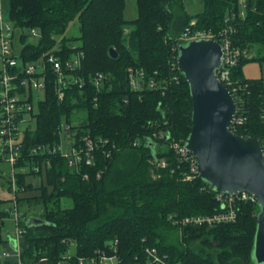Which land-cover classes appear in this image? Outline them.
<instances>
[{"label":"trees","instance_id":"trees-1","mask_svg":"<svg viewBox=\"0 0 264 264\" xmlns=\"http://www.w3.org/2000/svg\"><path fill=\"white\" fill-rule=\"evenodd\" d=\"M2 1L5 18L16 30L21 63L34 61L57 43L64 50L60 55L67 57L70 47L76 46L84 54L76 74L86 79L82 90H67L61 101L47 79L36 127L25 133L17 166L30 167L35 161L40 171L16 172V183L24 190L17 198L24 219L22 259L37 262L44 255L46 261L38 264H57L68 250L67 241L75 243V257L91 256L117 241V254L126 262L145 264V250L155 249L167 264H250L257 204L236 201L234 222L176 223L185 217L211 216L223 208L216 192L199 176L184 179L188 164L180 162L170 144L185 141L192 120L189 84L177 67V46L182 43L178 38L189 28V35L200 32L218 40L229 24L234 47L246 52L257 48V56L240 58L231 71L241 88L234 98L236 118L242 122H236L233 131L257 138L264 146L262 84L242 74L248 60H264V0H243V8L239 0H201L203 10L194 15L182 0H135L133 20L124 19V0ZM74 21L78 35L66 36ZM34 28L39 37L32 43L27 32ZM109 48L117 51L116 58L110 57ZM138 70L143 71L142 87L132 89L128 77ZM97 72L108 79L99 91L87 80ZM150 82L154 87L148 88ZM63 120L72 124L76 135L107 138L110 145L97 146L93 163L79 170L54 153L46 158L49 167L41 166L45 158L32 160L30 148L56 144L55 130ZM159 160L165 167L157 165ZM3 166L10 173L9 165L0 162V170ZM4 216L8 212H0V218ZM30 216L44 223L28 226ZM0 245L12 251L1 235Z\"/></svg>","mask_w":264,"mask_h":264},{"label":"built area","instance_id":"built-area-1","mask_svg":"<svg viewBox=\"0 0 264 264\" xmlns=\"http://www.w3.org/2000/svg\"><path fill=\"white\" fill-rule=\"evenodd\" d=\"M238 3L241 5V8L244 7L243 0H239ZM2 4L3 1L0 0V162H5L10 167L8 191L10 193L9 201L12 208L9 214H11L14 221L15 231L12 237L14 239V247L11 248L12 251H9V249L1 250L0 264L8 260H12V264H38L46 261L44 255L39 257L37 262L22 259L23 248L21 238L24 229L20 223L24 219L17 208V198L24 190L23 187H19L16 183V172L26 173L29 169L31 172L38 173L40 166L35 161H32L30 167L17 166V163L20 160V150L23 148L25 133L32 132L36 127L37 106L44 99L47 79L52 80L56 97L60 101L65 97L67 90L74 88L82 90L86 84V79L78 77L76 73L81 68L84 54L81 50L76 49V46H71L70 51H72V54L69 57L61 56L60 52L64 54V50L57 43L34 61L21 63L15 49V43L16 41L18 42L16 30L6 20ZM242 14L243 12L240 13V15ZM229 19L231 18L227 17L224 20L228 23ZM228 25L219 33L218 40L200 32L189 35V28L185 29L178 40L182 43L201 38L216 40L222 49L221 63L219 68L216 69V74L220 82L234 96L241 88L238 82L231 78V71L238 65L240 58H247L249 53L241 51L232 45L229 34L233 33L234 29H231ZM27 34H29L30 39L37 40L39 37V33L35 28L31 29ZM182 43H179L178 46ZM142 78L143 71H135V73H132L128 77L129 86L132 89H140L142 87ZM87 80L99 91L108 79L103 73L97 72ZM152 87H154V83L150 82L148 88ZM236 117L234 124L236 122L241 123L242 120ZM55 135L58 138L56 144L42 143L30 148L29 154L32 160V157L38 158L40 156L45 158L41 166L45 165L49 167V160L46 158L54 153L64 158L67 161L68 167L79 170L81 166H89L93 163L94 152L97 146L110 145L107 138L101 137L96 139L88 134L76 135L72 124L65 120L57 126ZM136 145V141L132 143V146ZM110 147L114 148V144L111 143ZM170 147L175 151L180 162L185 161L188 164V172L183 173L184 179L189 180L198 175L196 158L184 148V142H171ZM105 154L109 156L110 151L108 150ZM156 163L161 168L166 165L164 160H159ZM83 178L87 179V175H83ZM216 199L221 204L222 211L211 216L185 217L180 219V221H176V223H180L181 225L205 224L207 226H215L221 223L234 222L236 218L234 204L236 201L256 203L255 199L247 193H240L238 195L216 193ZM1 225H3V221L0 218V227ZM65 243L68 244V250L60 256L57 264H71L72 259L75 260L74 264H140L136 261L126 262L123 260L117 254V241L109 242L107 249H97L88 257H75V243L73 241ZM145 252L147 255L145 264H167L157 254L155 249H146ZM175 264L181 263L176 262Z\"/></svg>","mask_w":264,"mask_h":264},{"label":"water","instance_id":"water-1","mask_svg":"<svg viewBox=\"0 0 264 264\" xmlns=\"http://www.w3.org/2000/svg\"><path fill=\"white\" fill-rule=\"evenodd\" d=\"M213 39L190 40L178 46L177 67L189 84L191 129L184 141L196 158L197 172L216 193H247L257 204L256 232L252 261L264 264V154L259 139L244 137L232 130L238 104L228 88L220 82L216 69L222 49ZM111 58L118 56L109 48ZM44 223L30 216L26 224ZM14 240V239H11ZM12 247L14 242L11 241Z\"/></svg>","mask_w":264,"mask_h":264},{"label":"rangeland","instance_id":"rangeland-1","mask_svg":"<svg viewBox=\"0 0 264 264\" xmlns=\"http://www.w3.org/2000/svg\"><path fill=\"white\" fill-rule=\"evenodd\" d=\"M183 6L185 8V10L191 14L194 15L196 13H199L203 10V6L201 3V0H182ZM3 5V11H5V7L4 4ZM124 19L125 20H133L136 17V7H135V0H124ZM66 36H72V37H76L78 35V25L77 22L74 21L72 23H70V25L68 26V29L65 32ZM30 41L36 42V40L34 39H30ZM260 49V48H259ZM257 52V48L253 47L250 50L248 49V53L249 55L247 56V59H251L252 57L257 56L256 54ZM256 62L255 60H248L245 64L244 67H242V69H246L247 73H250L248 75L253 74V70L255 68ZM0 67H1V61H0ZM83 115V112L80 113V115ZM3 174H1L0 176V200L3 201L0 203V212H8V216H4L2 217V221H3V225H1V230H0V235L2 239H9L11 237L14 236V231H15V227H14V221L12 219V216L10 213V209L12 208L11 202L9 201L10 198V193L9 191H7V184H8V180H9V168L6 166H3V169L0 170ZM30 182H36V180H33L31 178H29ZM1 250H3V246L0 245V252ZM250 264H256L254 261H252Z\"/></svg>","mask_w":264,"mask_h":264},{"label":"crops","instance_id":"crops-1","mask_svg":"<svg viewBox=\"0 0 264 264\" xmlns=\"http://www.w3.org/2000/svg\"><path fill=\"white\" fill-rule=\"evenodd\" d=\"M245 65L246 64H244V66ZM254 65H255V68L253 70V72H254L253 74L248 75L250 73L246 72L247 68L244 70L242 69V74H243V77L246 79H258V80H260V82L262 84L263 95H264V60L258 61ZM244 66H242V67H244ZM11 239H12V237L7 239V244L9 245L10 248H12L11 241H13Z\"/></svg>","mask_w":264,"mask_h":264}]
</instances>
